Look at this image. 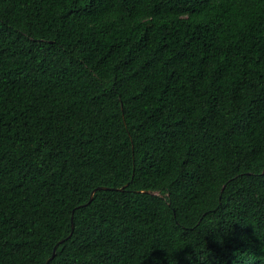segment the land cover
<instances>
[{
  "label": "trees",
  "instance_id": "obj_1",
  "mask_svg": "<svg viewBox=\"0 0 264 264\" xmlns=\"http://www.w3.org/2000/svg\"><path fill=\"white\" fill-rule=\"evenodd\" d=\"M47 262L264 264V0H0V264Z\"/></svg>",
  "mask_w": 264,
  "mask_h": 264
},
{
  "label": "water",
  "instance_id": "obj_2",
  "mask_svg": "<svg viewBox=\"0 0 264 264\" xmlns=\"http://www.w3.org/2000/svg\"><path fill=\"white\" fill-rule=\"evenodd\" d=\"M91 198H92V197H91ZM56 248H57V246L55 247L54 252H53V255L49 258V260L52 259V257L55 255ZM49 260H48V262H49ZM48 262H47L46 264H48Z\"/></svg>",
  "mask_w": 264,
  "mask_h": 264
}]
</instances>
